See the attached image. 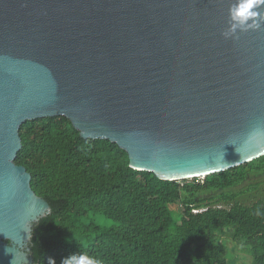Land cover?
<instances>
[{
  "label": "water",
  "instance_id": "1",
  "mask_svg": "<svg viewBox=\"0 0 264 264\" xmlns=\"http://www.w3.org/2000/svg\"><path fill=\"white\" fill-rule=\"evenodd\" d=\"M231 3L0 0V264H34L51 212L15 162L28 120L66 116L164 180L264 155V25L226 39Z\"/></svg>",
  "mask_w": 264,
  "mask_h": 264
},
{
  "label": "trees",
  "instance_id": "2",
  "mask_svg": "<svg viewBox=\"0 0 264 264\" xmlns=\"http://www.w3.org/2000/svg\"><path fill=\"white\" fill-rule=\"evenodd\" d=\"M20 135L15 162L51 206L33 226L34 264L75 252L103 264H237L223 235L251 254L240 264H264V155L164 180L131 167L116 142L82 137L66 116L28 120Z\"/></svg>",
  "mask_w": 264,
  "mask_h": 264
},
{
  "label": "clouds",
  "instance_id": "3",
  "mask_svg": "<svg viewBox=\"0 0 264 264\" xmlns=\"http://www.w3.org/2000/svg\"><path fill=\"white\" fill-rule=\"evenodd\" d=\"M228 16V27L222 33L226 39L236 38L238 31L257 30L264 25V0H232ZM48 264H55V260L49 258ZM62 264H103V261L86 253L75 252L65 257Z\"/></svg>",
  "mask_w": 264,
  "mask_h": 264
},
{
  "label": "rangeland",
  "instance_id": "4",
  "mask_svg": "<svg viewBox=\"0 0 264 264\" xmlns=\"http://www.w3.org/2000/svg\"><path fill=\"white\" fill-rule=\"evenodd\" d=\"M262 190L264 191V185L262 186ZM222 240L225 242L229 256L231 257V259H235L237 261V264H240L242 261H250L251 254L240 248V246L236 245L229 235H223Z\"/></svg>",
  "mask_w": 264,
  "mask_h": 264
},
{
  "label": "bare ground",
  "instance_id": "5",
  "mask_svg": "<svg viewBox=\"0 0 264 264\" xmlns=\"http://www.w3.org/2000/svg\"><path fill=\"white\" fill-rule=\"evenodd\" d=\"M159 174H160V175H163V176H169V174H165V173H164V174L159 173ZM170 175H172V174H170ZM22 258H23V259H22L18 264H21L22 261L25 259V258H24V255H22Z\"/></svg>",
  "mask_w": 264,
  "mask_h": 264
}]
</instances>
